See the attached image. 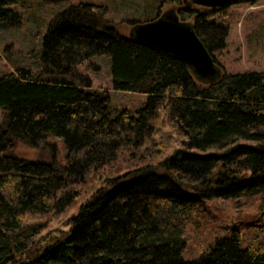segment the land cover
I'll use <instances>...</instances> for the list:
<instances>
[{
	"label": "trees",
	"instance_id": "trees-1",
	"mask_svg": "<svg viewBox=\"0 0 264 264\" xmlns=\"http://www.w3.org/2000/svg\"><path fill=\"white\" fill-rule=\"evenodd\" d=\"M158 1L151 19L175 11L189 22L214 56L218 73L212 80L130 35L151 19H130L131 32L122 35L119 25L86 2L49 21L41 70L17 67L1 75L0 261L15 253L6 264H264V244L242 246L238 230L196 259L183 257L184 220L194 204L264 197V71L231 73L219 62L229 26L211 16L228 6ZM20 19L9 0H0V28ZM105 54L116 90L148 94L142 108L111 107L108 93L91 89L89 78L76 71ZM167 126L182 136L183 146L171 152ZM50 133L66 144L65 164L15 153L18 140L35 143ZM124 152L131 167L107 177L62 234L38 239L47 217L80 197L76 187L87 174Z\"/></svg>",
	"mask_w": 264,
	"mask_h": 264
},
{
	"label": "rangeland",
	"instance_id": "rangeland-1",
	"mask_svg": "<svg viewBox=\"0 0 264 264\" xmlns=\"http://www.w3.org/2000/svg\"><path fill=\"white\" fill-rule=\"evenodd\" d=\"M80 2L94 3L104 13V17L119 25V32L128 35L129 20H150L158 13V0H9V5L21 16L20 24L10 28H0V77L17 67H26L33 72L44 65L43 37L48 30L49 21L55 14L72 4ZM172 5L165 4L162 8ZM218 22L229 26L227 47L218 56L219 62L228 72L264 71V0H237L220 13L211 16ZM112 60L109 55H95L78 65L76 71L89 78L91 89L98 88L110 96V105L115 109L138 110L148 99V94L133 91L116 90L112 84ZM52 76H50L51 78ZM68 79L71 77L65 76ZM78 85H82L76 80ZM165 111H161L158 124L161 125ZM4 111L0 108V124ZM166 152L183 146L180 134L170 126ZM217 149L200 151L215 152ZM15 153L26 159L46 162L66 163V144L63 138L50 133L39 142L30 143L18 140ZM130 168L129 155L124 152L119 160L99 171H91L86 181L77 186L80 197L64 212L48 216L45 228L38 239H46L54 234H62L69 228L70 218L79 207L104 184L107 177ZM183 234L186 247L183 257L196 259L214 245L216 239L228 236L232 230L241 232L242 246L264 244V197L260 194L241 196L240 198H212L194 204L184 220Z\"/></svg>",
	"mask_w": 264,
	"mask_h": 264
},
{
	"label": "water",
	"instance_id": "water-1",
	"mask_svg": "<svg viewBox=\"0 0 264 264\" xmlns=\"http://www.w3.org/2000/svg\"><path fill=\"white\" fill-rule=\"evenodd\" d=\"M196 5L221 8L232 5L237 0H192ZM131 36L148 47L169 52L190 64L202 78H212L218 73L214 56L209 52L201 38L189 22L180 20L175 11L140 23L130 33ZM15 258V253L6 256L0 264H6Z\"/></svg>",
	"mask_w": 264,
	"mask_h": 264
}]
</instances>
